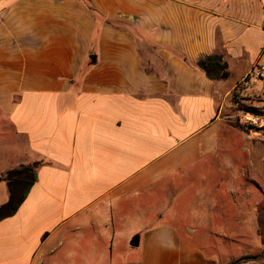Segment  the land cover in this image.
I'll return each instance as SVG.
<instances>
[{
  "label": "crops",
  "instance_id": "obj_1",
  "mask_svg": "<svg viewBox=\"0 0 264 264\" xmlns=\"http://www.w3.org/2000/svg\"><path fill=\"white\" fill-rule=\"evenodd\" d=\"M258 66L264 0H0V173L36 165L0 264H264Z\"/></svg>",
  "mask_w": 264,
  "mask_h": 264
},
{
  "label": "trees",
  "instance_id": "obj_2",
  "mask_svg": "<svg viewBox=\"0 0 264 264\" xmlns=\"http://www.w3.org/2000/svg\"><path fill=\"white\" fill-rule=\"evenodd\" d=\"M86 3V0H84ZM196 66L201 69L210 80H218L227 76L226 64L221 55L211 54L201 57ZM35 164H20L8 170L3 180L8 187V200L0 206V220L11 216L25 199L29 188L36 179Z\"/></svg>",
  "mask_w": 264,
  "mask_h": 264
},
{
  "label": "rangeland",
  "instance_id": "obj_3",
  "mask_svg": "<svg viewBox=\"0 0 264 264\" xmlns=\"http://www.w3.org/2000/svg\"><path fill=\"white\" fill-rule=\"evenodd\" d=\"M255 69H258V71L260 73H262V75H263V76H261L260 73H259V75H253L256 79H258V81L256 83L257 84L256 88L258 90H261V89L264 88V69H263V67H260V66H258ZM263 98H264V93L260 94L258 97L257 96L252 97L253 100H258V101L262 100ZM0 112H2L1 108H0ZM0 115H1V113H0ZM241 116H242L244 124H248V127L261 128L264 125V109L263 108H258L257 110H255V111H253L252 113H249V114L242 113ZM246 118H250V119L254 120L256 122V124H255V122H251V121L246 120ZM3 119H4L3 117H0V165H1V163L8 164V163H11V162H18L19 160H22V157H20V159H19V158H12L11 156L7 155L6 150H5L6 146H7L6 143L4 144V147H1L2 146L1 143H4V139H2V138L5 136V134L2 133L3 129L1 128V126L6 125V124L2 125L1 120H3ZM249 123H251V125ZM7 171H4V172L0 173V178L3 179L4 175H5V173ZM167 184H169V183H167ZM177 190H180V188H177V183L173 182L172 192L174 194H176ZM7 192H8V188H7L6 182L5 181H1L0 182V204L4 203L6 201V199L8 198L7 197ZM170 194H171V192H170ZM181 200H182L181 198L179 200H176V199L174 200L175 201V207L181 208V206H182V201ZM132 210L133 209H131V212H132ZM131 212L128 211L126 213V215L123 216V218L124 217H126V218L123 219L122 222H121L122 218H119L116 222L119 223V224H125V225L126 224H130V225H132V219L131 218L133 216V213H131ZM90 246H92L90 241H88V240L83 241V243H82V249L83 250H87L89 252ZM77 253L80 254V255H84L85 254L84 251H77Z\"/></svg>",
  "mask_w": 264,
  "mask_h": 264
},
{
  "label": "built area",
  "instance_id": "obj_4",
  "mask_svg": "<svg viewBox=\"0 0 264 264\" xmlns=\"http://www.w3.org/2000/svg\"><path fill=\"white\" fill-rule=\"evenodd\" d=\"M259 71H258V69H254L253 71H252V75H259ZM260 75L261 76H263L262 75V73H260ZM246 120H248V121H251V122H255L254 120H252V119H250V118H246ZM250 125H251V123H249ZM255 124H256V122H255Z\"/></svg>",
  "mask_w": 264,
  "mask_h": 264
},
{
  "label": "water",
  "instance_id": "obj_5",
  "mask_svg": "<svg viewBox=\"0 0 264 264\" xmlns=\"http://www.w3.org/2000/svg\"><path fill=\"white\" fill-rule=\"evenodd\" d=\"M130 245L132 246H136L137 245V239L136 238H133L130 242Z\"/></svg>",
  "mask_w": 264,
  "mask_h": 264
}]
</instances>
